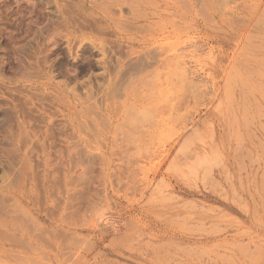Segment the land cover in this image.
Listing matches in <instances>:
<instances>
[{
	"label": "rangeland",
	"instance_id": "374dc122",
	"mask_svg": "<svg viewBox=\"0 0 264 264\" xmlns=\"http://www.w3.org/2000/svg\"><path fill=\"white\" fill-rule=\"evenodd\" d=\"M0 264H264V0H0Z\"/></svg>",
	"mask_w": 264,
	"mask_h": 264
}]
</instances>
